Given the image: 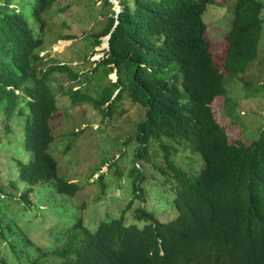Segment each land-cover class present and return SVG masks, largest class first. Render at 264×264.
Segmentation results:
<instances>
[{
  "label": "trees",
  "instance_id": "1",
  "mask_svg": "<svg viewBox=\"0 0 264 264\" xmlns=\"http://www.w3.org/2000/svg\"><path fill=\"white\" fill-rule=\"evenodd\" d=\"M57 1L0 0V150L11 153L8 170L16 165L18 175L8 178L10 185L25 184L20 197L30 206L45 187L69 195L79 189L58 175L50 153L57 110L50 74L66 65L39 68L45 15ZM118 1L117 13L103 0L111 16L95 40L98 46L110 34L99 61L108 77H117L99 101L127 97L146 109L136 139L145 150L154 138L164 152L177 215L162 222L135 207L133 219L145 221L139 227L127 221L130 202L95 231L78 217L58 238L42 235L21 250L17 261L12 249L11 262L2 264H264V133L247 140L242 131L231 138L213 110L216 97L228 99L226 75L238 77L258 58L264 3L234 0L222 70L203 18L212 0ZM164 138L193 145L200 168L179 165Z\"/></svg>",
  "mask_w": 264,
  "mask_h": 264
},
{
  "label": "rangeland",
  "instance_id": "2",
  "mask_svg": "<svg viewBox=\"0 0 264 264\" xmlns=\"http://www.w3.org/2000/svg\"><path fill=\"white\" fill-rule=\"evenodd\" d=\"M233 4L234 0H212L203 15L208 26L206 38L220 69ZM113 9L117 10L115 4ZM109 16L111 10L103 0H58L45 15V49L39 68L66 65L50 74V88L57 102L51 122L55 138L50 153L58 162V175L67 182H75L79 189L69 195L45 187L42 194L36 193L34 205H27L20 197L25 184L18 182L15 188L8 179L18 175L16 165L13 171L8 170L11 153L6 156L0 150V264L3 260L11 262L12 249L17 261L20 251L27 252L42 235L58 238L57 234L72 226L78 217L95 231L101 221L122 214L130 202L132 207L125 211L127 221H134L139 227L145 221L133 219L135 207L142 206L162 222L177 215L172 201L175 181L170 183L167 179L169 169L164 152L154 138L142 152L136 139L138 123L145 120L146 109L127 97L105 104L99 101L108 95L116 80L113 73L108 77L99 61L105 49V36H101L100 45L95 42ZM258 54L257 60L238 77L226 75L228 99L218 96L213 103L217 120L231 138L242 131L247 140L258 139L264 133V24ZM163 141L175 146L172 157L179 165L187 169L189 163L192 171L193 167L200 168L197 162L201 156L195 153L193 145L188 148L186 143L178 145L167 138ZM139 150L144 155L138 156ZM161 169L166 174L162 175ZM138 188L142 196L137 195ZM55 241L57 244L58 239Z\"/></svg>",
  "mask_w": 264,
  "mask_h": 264
},
{
  "label": "clouds",
  "instance_id": "3",
  "mask_svg": "<svg viewBox=\"0 0 264 264\" xmlns=\"http://www.w3.org/2000/svg\"><path fill=\"white\" fill-rule=\"evenodd\" d=\"M208 29V28H207ZM115 76H116V73H113ZM117 78V77H116ZM174 142H176V141H174ZM177 143V142H176ZM166 144H168V145H170V146H172V148H171V154H172V149H174L175 148V146L174 145H172L171 143H166ZM178 145H182L181 143L179 144V143H177ZM186 146V145H185ZM187 147V146H186ZM188 148H190V147H188ZM176 149V148H175ZM142 150V152H143V149H141ZM196 153V152H195ZM144 154V153H143ZM200 155V154H199ZM175 160V159H174ZM166 163V162H165ZM178 163V162H177ZM181 165V164H180ZM188 166H187V168L190 166L189 165V163L187 164ZM182 166V165H181ZM160 167V166H159ZM159 167H157V168H159ZM183 167V166H182ZM184 168V167H183ZM186 169V168H185ZM162 175H164L163 173H162ZM141 192V191H140Z\"/></svg>",
  "mask_w": 264,
  "mask_h": 264
},
{
  "label": "water",
  "instance_id": "4",
  "mask_svg": "<svg viewBox=\"0 0 264 264\" xmlns=\"http://www.w3.org/2000/svg\"><path fill=\"white\" fill-rule=\"evenodd\" d=\"M110 2H112L113 4H115L116 6H117V13L118 12H120V10H121V7H120V4H119V1L118 0H110ZM109 37H110V34L109 35H107V37H106V39L108 40L109 39Z\"/></svg>",
  "mask_w": 264,
  "mask_h": 264
}]
</instances>
